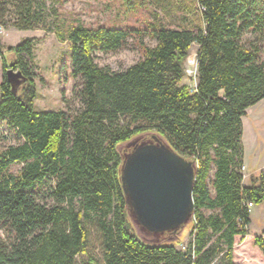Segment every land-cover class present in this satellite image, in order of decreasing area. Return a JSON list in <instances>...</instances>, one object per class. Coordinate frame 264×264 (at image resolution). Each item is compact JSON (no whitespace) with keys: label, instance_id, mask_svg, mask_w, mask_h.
I'll return each instance as SVG.
<instances>
[{"label":"trees","instance_id":"trees-1","mask_svg":"<svg viewBox=\"0 0 264 264\" xmlns=\"http://www.w3.org/2000/svg\"><path fill=\"white\" fill-rule=\"evenodd\" d=\"M196 3L202 11L194 29L56 24L71 77L80 81L74 113L35 110L33 39L7 49L11 63L0 48V122L19 139L0 151V264H78L83 256L84 264H233L235 238L243 240L251 223L246 203L264 205V171L246 182L240 171L242 119L264 99V0ZM42 19L41 0H0V27L29 31ZM130 39L142 52L138 62L117 72L96 63V54L116 53ZM193 45L194 90L183 84ZM9 69L21 72L18 84L7 79ZM145 134L195 166L184 250L177 246L185 231L152 244L135 230L120 180L121 146ZM13 164L22 165L16 175L8 171ZM46 186L49 204L38 198ZM94 217L101 258L87 251L86 224ZM263 236L254 244L264 256Z\"/></svg>","mask_w":264,"mask_h":264},{"label":"rangeland","instance_id":"rangeland-1","mask_svg":"<svg viewBox=\"0 0 264 264\" xmlns=\"http://www.w3.org/2000/svg\"><path fill=\"white\" fill-rule=\"evenodd\" d=\"M43 1V19L34 30L17 31L11 27H0V48L8 63L13 59L9 47L21 44L27 39H33L34 60L32 70L36 75V93L34 108L37 112H56L64 110L74 113L79 109L80 103L75 95L80 81L71 77V59L68 44L60 42L55 36V25L61 24V29L67 26L82 24L85 27L96 28L98 26L127 28H144L148 23L169 29H194L201 24L202 9L196 0H41ZM63 24L65 26H63ZM147 46H153L154 42L145 39ZM198 46L193 45L185 63V74L191 71L193 76L186 74L183 84L190 89L196 86L194 71L196 66ZM142 58V52L135 40L130 39L120 51L109 54H96V63L113 72L121 71L135 64ZM2 81V68L0 59V83ZM62 94L66 101L62 102ZM244 158L249 165L248 171L253 170V162L259 157V164L264 163V99L247 110L242 121ZM19 139L6 122H0V151L6 147L16 145ZM152 143L150 135L145 134L135 137L133 140L121 146L132 152L134 146H142ZM129 153L122 152L123 159ZM258 160V158H257ZM22 165L13 164L9 173L16 175ZM245 169L243 180H248L249 174ZM264 171V170H263ZM261 172V171H260ZM258 173V172H257ZM256 174V173H255ZM213 169L209 171L207 183L210 187ZM49 186L42 188L38 194L40 201L51 203L47 198ZM210 193L214 191L210 187ZM210 212H206L208 214ZM251 223L247 229V235L235 238L233 247V264H264L262 252L254 244V239L264 230V205L254 206L250 211ZM134 227L140 239L147 243L167 242L169 237L164 234H150L134 222ZM88 231V248L90 255L101 258L102 237L98 227V220L94 217L91 223L86 224ZM192 225L188 222L179 231H185L181 236L177 249L184 250L190 242ZM264 239V236H263ZM85 256L77 259L78 264H84ZM221 262L217 261L215 264Z\"/></svg>","mask_w":264,"mask_h":264},{"label":"water","instance_id":"water-1","mask_svg":"<svg viewBox=\"0 0 264 264\" xmlns=\"http://www.w3.org/2000/svg\"><path fill=\"white\" fill-rule=\"evenodd\" d=\"M13 83L23 78L21 72H6ZM152 143L133 144L125 149L129 156L123 159L121 184L127 196L135 223L150 234L180 232L189 222L193 211V183L195 166L191 161L168 149L155 135ZM129 147V148H128Z\"/></svg>","mask_w":264,"mask_h":264},{"label":"crops","instance_id":"crops-1","mask_svg":"<svg viewBox=\"0 0 264 264\" xmlns=\"http://www.w3.org/2000/svg\"><path fill=\"white\" fill-rule=\"evenodd\" d=\"M243 121V119H242ZM258 158V160H257ZM243 166L245 167V169L248 171L249 169V165L247 164V162L245 161V158H244V148H243ZM253 170L252 171H248V174H255L257 172H260V171H263L264 170V163L262 164H259V157H256V159L254 160L253 162Z\"/></svg>","mask_w":264,"mask_h":264},{"label":"built area","instance_id":"built-area-1","mask_svg":"<svg viewBox=\"0 0 264 264\" xmlns=\"http://www.w3.org/2000/svg\"><path fill=\"white\" fill-rule=\"evenodd\" d=\"M186 74L189 75L190 77L193 76L192 73H191V71H187ZM193 74H194V77L196 78V75H197V63H196L195 71H194ZM196 82H197V81H196ZM195 88H196V86H195ZM195 88H194V89H195ZM194 89H192V90H194ZM244 170H245V167L242 166L241 169H240L241 173H242ZM242 177H243V180H244V179H245V176H244L243 174H242ZM246 207L248 208V211L250 212V211L252 210V208L254 207V205H253L252 203H250V202H247V203H246Z\"/></svg>","mask_w":264,"mask_h":264}]
</instances>
